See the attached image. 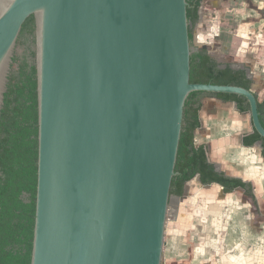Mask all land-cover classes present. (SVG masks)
Here are the masks:
<instances>
[{
	"label": "water",
	"instance_id": "obj_1",
	"mask_svg": "<svg viewBox=\"0 0 264 264\" xmlns=\"http://www.w3.org/2000/svg\"><path fill=\"white\" fill-rule=\"evenodd\" d=\"M34 19L37 184L30 264H162L169 191L192 92L186 0H0V112ZM197 179V178H195Z\"/></svg>",
	"mask_w": 264,
	"mask_h": 264
},
{
	"label": "crops",
	"instance_id": "obj_2",
	"mask_svg": "<svg viewBox=\"0 0 264 264\" xmlns=\"http://www.w3.org/2000/svg\"><path fill=\"white\" fill-rule=\"evenodd\" d=\"M239 1L202 0L196 42L217 62L248 68L251 92L262 102L264 16L260 26L254 18L243 19V14L253 16L254 9L247 4L241 9ZM199 117L201 128L194 134V145L208 147V159L217 170L250 183L255 204L242 190L226 194L218 184L192 180L183 197H175L173 206L169 202L166 237L170 248H164L163 264H218L219 259L225 264L223 251L228 248L234 255L229 264H245L239 260L242 254L247 255L246 264H264V159L260 143L241 144V137L253 131L250 115L239 113L234 103L203 98ZM227 221L232 236L225 232Z\"/></svg>",
	"mask_w": 264,
	"mask_h": 264
},
{
	"label": "trees",
	"instance_id": "obj_3",
	"mask_svg": "<svg viewBox=\"0 0 264 264\" xmlns=\"http://www.w3.org/2000/svg\"><path fill=\"white\" fill-rule=\"evenodd\" d=\"M201 1L186 0L190 46L199 22ZM20 48H24L22 58L17 53ZM34 61L35 33L34 19L31 16L23 24L16 42L0 112V264L31 263L38 146ZM189 81L192 84L237 86L248 91L253 84L248 68H232L230 64L219 63L204 48H196L190 54ZM203 98L231 102L239 113H250L247 100L241 96L202 92L189 94L183 110L175 175L171 181L169 196L183 197L187 184L197 178L202 185H220L226 194L242 190L255 204L250 183L217 170L216 165L208 159V147L194 145V134L201 128L199 113ZM257 111L264 128V100L257 101ZM256 143H260L264 159V139L255 130L241 137L244 147H251Z\"/></svg>",
	"mask_w": 264,
	"mask_h": 264
},
{
	"label": "rangeland",
	"instance_id": "obj_4",
	"mask_svg": "<svg viewBox=\"0 0 264 264\" xmlns=\"http://www.w3.org/2000/svg\"><path fill=\"white\" fill-rule=\"evenodd\" d=\"M240 2V8L241 9H243V8H245L246 7V4H247V6L250 8V9H254V13H253V16L252 15H250L251 13H248V14H243L244 16H243V19L244 18H246V20H247V18H254L255 19V22H257L256 24H257V26H260V24L262 23V19H263V16H264V14H263V6L261 5V4H263L264 3V0H240L239 1ZM249 15V16H248ZM196 30V29H195ZM194 30V32H193V39H192V42H191V46H190V49H191V52L192 51H194L196 48H198V43L196 42V31ZM23 52H24V48H20L19 50H18V56L20 57V58H22V56H23ZM175 197H170V199H169V202H171L172 203V205L171 206H173L174 205V201H175ZM226 202H229V200L227 199V200H225ZM171 214H172V212H171ZM172 216H173V214H172ZM167 222V221H166ZM247 225L248 224H244L243 225V228L244 229H246L247 228ZM226 228H225V232L227 233V235L228 236H232V234H233V228H232V225H229V221H227V223H226V226H225ZM234 238V237H233ZM236 239V238H235ZM227 241H228V244H229V240L227 239ZM226 244H224V246H225ZM165 246L167 247V249L168 248H170L169 246H168V242H167V237H166V230H165V237H164V247H163V251H164V248H165ZM230 246H233V244L231 245L230 244ZM230 250H232V248H228L227 249V252L224 250L223 251V257L226 259V261H225V264H229V263H231L232 262V260H233V258H234V255L233 254H231V251ZM169 254H170V251H169ZM165 255V254H164ZM246 256L247 255H244V254H242L241 255V258L239 259V260H241V261H243L245 264H246ZM220 260V259H219ZM218 260V264H221L220 263V261ZM162 264H163V258H162ZM215 264V263H214Z\"/></svg>",
	"mask_w": 264,
	"mask_h": 264
}]
</instances>
